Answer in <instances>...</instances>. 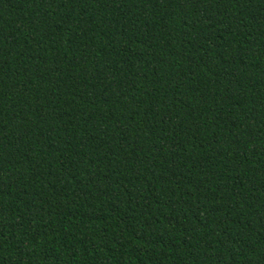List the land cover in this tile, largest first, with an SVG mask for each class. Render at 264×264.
Returning <instances> with one entry per match:
<instances>
[{
    "label": "trees",
    "instance_id": "trees-1",
    "mask_svg": "<svg viewBox=\"0 0 264 264\" xmlns=\"http://www.w3.org/2000/svg\"><path fill=\"white\" fill-rule=\"evenodd\" d=\"M0 264H264V0H0Z\"/></svg>",
    "mask_w": 264,
    "mask_h": 264
}]
</instances>
